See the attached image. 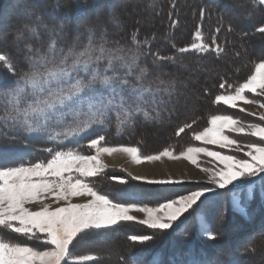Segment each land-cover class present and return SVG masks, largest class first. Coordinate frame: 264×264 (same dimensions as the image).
Masks as SVG:
<instances>
[{
	"label": "snow or ice",
	"instance_id": "snow-or-ice-1",
	"mask_svg": "<svg viewBox=\"0 0 264 264\" xmlns=\"http://www.w3.org/2000/svg\"><path fill=\"white\" fill-rule=\"evenodd\" d=\"M253 3L264 5V0H253ZM25 14L31 18L33 12L26 9ZM112 23L118 26L120 21L113 19ZM42 28L50 37L46 48H37L26 42V38L38 39ZM257 31L264 34V26ZM62 32V24L48 28L37 17L35 23L25 24L17 30L15 43L18 46L23 43L22 49L17 47V52L24 53L22 60H17L8 51H0V65L17 77L10 86L0 87L5 123L11 121L14 129L27 133L48 131L47 141L55 143L59 140L57 147L60 149H46L50 157L46 160L24 162L15 159L12 144L0 141V264H98L95 255H79L73 251L74 242L81 236L92 232L112 231L127 222L139 223L155 232L164 233L174 229L186 214L192 213H195L198 231L206 238L215 240L216 234L206 219L207 209L202 206L209 194L218 195V190L229 191L230 186L238 182L252 186L259 180L264 185V123L245 124L232 115H212L211 126L195 133V141L219 145L222 149L237 154L243 153L244 158L212 151L208 147H188L180 156L186 157L193 165L199 167V154L216 158L222 165L215 169H202L211 186L190 190L187 194L177 193L155 206L118 202L117 199L110 198V194H102L88 182L89 178L97 177L103 171L104 166L100 160L102 153L121 151L128 153L137 163L142 159L159 160L164 156L175 158L173 153L165 148L158 154L141 156L140 149L135 146L102 147L104 135H97L88 141L87 147L94 149L95 155H83L71 148L64 150L63 142H78L91 136L96 131L94 126L103 125L106 114L113 108H117L125 116L124 122L132 117L133 109L136 112L142 111L144 93L152 91L150 87L143 86L148 70L146 67L139 68V48L131 54L122 47L107 48L104 33L99 38L101 43L97 44L95 28L88 29V43L79 50L74 45H69L67 49L59 47ZM195 38L203 39L199 31ZM132 39L135 41L136 36ZM178 51L181 54L208 51V46L204 43H192L190 48ZM101 61H106L105 66L101 67ZM160 61H174V57H154L153 63ZM80 72L86 76L76 78ZM133 73H136L137 83L130 86L129 77ZM106 91L107 97L104 95ZM246 93L264 98V59L254 64V71L231 94L218 95L215 99L232 109L237 108L238 102L258 105L260 109H264V103L259 99H249ZM250 114L258 115L264 122V112ZM69 117L71 123H67ZM145 117L149 118L147 112ZM60 126H63L62 131H54V127ZM185 127H181L176 135L183 133ZM226 130L258 138L260 142L238 143L225 134ZM113 179L126 183L122 178ZM135 179L147 180L140 176ZM147 182L184 183L182 179L172 177ZM74 198L83 202L73 203ZM254 198L253 194L249 205ZM126 199L139 201L143 197L130 196ZM47 200H52L56 206L47 203ZM249 205L237 203L235 206L242 214L247 215ZM133 211L142 213L143 218L131 214ZM5 232L8 236L4 235ZM13 237L22 239L15 240ZM129 239L143 245L152 241L154 236L134 234ZM248 239L251 240L252 237ZM30 241L41 242L46 247L40 250L31 246ZM189 251L192 250L177 249L167 257L163 252H155L148 264H165V261L166 264H189V260L185 258ZM146 254V251L137 253L130 259L138 264ZM195 254L199 257V264H210L205 253Z\"/></svg>",
	"mask_w": 264,
	"mask_h": 264
},
{
	"label": "trees",
	"instance_id": "trees-1",
	"mask_svg": "<svg viewBox=\"0 0 264 264\" xmlns=\"http://www.w3.org/2000/svg\"><path fill=\"white\" fill-rule=\"evenodd\" d=\"M149 6L155 23L152 26L145 25L143 13H131L132 7ZM26 9L32 10L31 18L25 14ZM126 16L130 17V23L126 22ZM37 17L48 28L63 25L59 47L65 49L69 45H74L77 50L83 48L88 43L89 28H95L97 44L101 43L99 38L104 33L107 48L122 47L129 54L139 48V68L146 67L148 70L143 86L152 89L151 92L144 93L142 111L136 112L133 109L132 117L124 122L125 116L113 108L105 117L103 125L94 126L96 131L93 133L95 137L104 135L106 145L126 144L138 147L142 155L155 154L165 148H171L174 152L181 151L192 135L206 127L212 115L222 112L223 107L228 108L223 102H217L216 96L231 94L254 71V64L264 59V34L257 31L264 26V5L254 4L253 0H0V51H8L17 60H22L24 53L17 52V47L22 49L23 43L19 46L14 43L17 30L25 24L35 23ZM113 19L120 21L118 26L111 25ZM218 28L220 31H217ZM197 31L201 33L202 40L195 38ZM133 36H136L135 41ZM49 39L48 32L42 28L38 39L26 38V42L37 48H46ZM192 43H204L208 46V51L179 53V49L190 48ZM169 56H173L174 61L153 63L154 57ZM105 64L106 61L100 62L101 67ZM198 65V71L210 69L216 75L207 82L204 78L202 83L197 82L198 79L191 83L184 82V76L192 75L191 69ZM244 69L246 73H243ZM111 74L110 72L109 75ZM135 75L133 73L129 77L130 86L137 83ZM85 76V73L80 72L77 78ZM16 78L6 67L0 65V87L10 86ZM195 84H198L197 89L202 91L209 105L215 108V111H200L198 108L199 118L194 116L195 113L184 115L177 112L180 107L179 94ZM192 88L195 89L196 86ZM104 95L107 97L108 92ZM145 112L149 114V118L145 117ZM4 116L3 101H0V141L13 145L17 161L35 163L48 155L46 149L57 147L58 143L47 141V134L43 132L27 133L14 129L11 121L5 123ZM186 125L190 127H185ZM157 127L166 130L173 128V136L158 150L145 151V137L149 130ZM181 127H185V131L178 136L176 133ZM76 145L78 144L67 142L63 144V148ZM124 187L127 186L117 190L118 198L124 202L149 204L147 202L160 195L156 193L151 197L148 189L130 186L127 190ZM130 196L143 199L129 201L126 198ZM250 219L256 220L257 217L253 215ZM140 227L142 228L136 223L127 222L112 231L89 233L74 242L73 251L79 255H95L98 264L109 261L134 264L130 257L145 251L147 254L138 264H148L153 253L163 252L167 257L177 249L192 250L185 256L189 264H199L196 252L205 253L210 264H264V226L256 225L252 231L246 232L243 237L252 239H248L247 244L239 246V249L235 248L237 241L233 243L232 240L235 236L233 230L225 236H216L215 240L208 241L196 235L181 238V234L188 231L174 230L170 235L153 234L152 241L141 245L129 239L131 235L144 234L140 232ZM4 235L8 236L6 232ZM83 240L92 245H83ZM120 241L121 247L118 248L115 243ZM29 243L35 246L41 242ZM110 252L115 254L113 258L106 256Z\"/></svg>",
	"mask_w": 264,
	"mask_h": 264
},
{
	"label": "rangeland",
	"instance_id": "rangeland-1",
	"mask_svg": "<svg viewBox=\"0 0 264 264\" xmlns=\"http://www.w3.org/2000/svg\"><path fill=\"white\" fill-rule=\"evenodd\" d=\"M151 9H152L151 6L145 7V8L144 7H136V8L132 7L131 13H143L144 15H142V18L144 20L143 22L145 23V25L152 26V24L154 25L155 23L153 22V19H152L153 15L151 14V12L153 13V11ZM125 20L126 22L130 23L131 19L129 16H126ZM111 25L113 26V23H111ZM114 33L117 34V31L114 30ZM14 43H15V40H14ZM5 45L6 44H4V46ZM243 52L245 53V51ZM199 67L200 66L198 65L197 68L194 67L193 69H191L192 75L184 76L183 81L187 83H191L194 80L196 81L198 79L197 82L200 81V83H202L203 78L207 82V81H210L211 77H214V75H216L215 71L210 70V69L198 71ZM234 70H236V68H234ZM242 71L243 73H246L245 69ZM206 75H208L209 78H207ZM193 86L194 87L196 86V88L193 89L192 88ZM193 86L189 88L187 91H183L179 94L180 95V103H179L180 107L177 112L182 113L184 115H191L195 113L194 116L199 118L200 115H198L197 113L198 108H200V111L202 110L215 111V108H212L211 105H209V102L203 97L204 95H202V91L197 89L198 84H195ZM247 94L248 93H246V95ZM227 107L228 108L223 107V109L221 110L222 112L215 114V115H232L234 118L243 121L245 124L264 123L259 119L258 115L253 116L250 114L253 112H256V113L264 112V109H260L258 106L255 107L249 104H244L243 102H238V106L236 109H232L230 108V106H227ZM237 110L239 113H236L234 115L233 112H236ZM108 113L106 114V117L109 115ZM210 118L208 119L206 123L207 124L206 127L211 126ZM189 120H192V119H189ZM67 123H71V117H69ZM203 129H201L200 131H202ZM62 130H63V126L54 127V131L59 132ZM164 130H165L164 128L162 129L160 127L149 130V134H147V136L145 137V140H146V145L144 147L145 151H155L166 144V140H168L169 138L173 136L174 129L171 128L169 130H165V131ZM160 131L164 133H160ZM42 132L44 134H47V136L49 134L48 131H42ZM225 134L229 135L230 138L237 140L238 143H241V144L260 142L258 138L231 133L230 131H227V130ZM94 138L96 137L94 136V133H93L91 136L85 139L78 140V142L73 141L74 144H78V145L72 146V147H66L63 149L67 150L71 148V149L78 150L83 155H95L96 154L95 150L94 149L90 150L87 147L89 139H94ZM67 142L69 141L65 140L63 144H66ZM105 142L106 140L102 143L101 145L102 147H117L120 145L132 146V145H126V144L111 146V145H106ZM56 143L59 144V140ZM81 143H83V145H80ZM188 147H208L212 151H220L226 155H239L241 158H244L243 153L237 154L234 151L222 149L219 145L212 146V145H207L204 142L195 141L194 135H192L190 139L187 140L186 145L182 147L181 151L174 152L173 149L171 148L168 149L169 151L173 153L175 158L164 156V157H161L159 160H151V161L143 160V159L141 160V161L151 162L154 165V167H157L155 165H157V163L160 162V164L163 166L164 169H168L170 163L178 164L180 169H185L184 171H186L185 177L182 179L184 183L182 184H152V183H148L147 182L148 180L135 179L136 176L132 173V170L128 165L130 163L131 164L133 163L134 165L138 163L134 161L128 153H124L121 151H116V152H113L112 154L102 153L100 156V160H101L102 165L104 166L103 171L97 177L89 178L88 182L93 184L96 187V189L100 191L102 194H110V198H115L118 200V202H124V201H121L117 196V190L120 188H123V186H127V187H124L125 189H127L128 187L130 188V186H137L143 189H148L150 190L149 192H150L151 197L154 196L156 193H160V195L157 198H153L149 202L146 201L147 203H149L147 204L149 206H155L157 203L163 202L165 198H172L177 193L187 194V192L190 190H197L200 187L211 186L207 181V174L202 169L204 168L215 169L222 165H220L219 161L216 158L206 156L205 154L198 155L199 167H197V165H193L191 161L188 160L186 157L180 156V153L186 152ZM158 153H155V154H158ZM140 155L146 156V155H142L141 153ZM124 156H127V157L124 159ZM110 157L114 162L110 160ZM48 158L50 157L46 155L41 160H46ZM190 167L192 170L202 171L203 173L202 176L204 178L193 176L189 172ZM114 177L122 178L123 180L126 181V183H123V184L119 183L118 180L113 179ZM171 177L173 178V176ZM253 194L255 195V198L251 199V202L249 205V200L253 196ZM46 202L49 204H52V206H56L52 200H47ZM72 202L81 203L83 202V200L74 198ZM237 203H239L240 205H249V207L247 208V213H248L247 215H244L239 211V209L235 206ZM202 207L207 209L206 219H207V222L211 225V228L215 232V234H219L216 236L218 237L225 236L227 233H230L233 230L232 233H234L235 236L232 237V240H233V243L234 241H237V243L235 244V248L239 249V246L243 245L244 243L247 244L248 242V238L243 237L246 232L252 231V228H254L256 225L257 226L260 225V227L264 226V223H263L264 222V185H261L259 180H257L255 184L252 186H248L245 183L238 182L235 185L230 186L229 191L218 190V195L209 194L208 199L205 201V204ZM131 214L137 215L139 218H143L142 213L133 211ZM194 215L195 213H192L191 215L186 214L185 218H182V221L176 227H174V229L168 230L167 232H164V233L170 235L171 232L174 230H181V231L185 230V231H188V233L183 232L184 235L181 234L182 236L181 238H185V237L190 238L196 235L206 241L210 240L206 238L205 236H203L198 231V222L196 219H194ZM253 215H256L257 217L256 220L250 219ZM136 224L142 226V228L140 227V232L142 231L144 234L153 235L156 233H160V232H155L147 228V226L141 225L139 223H136ZM176 236H179V235L176 234ZM86 244L92 245L91 243H89V241L83 240V245H86ZM30 245L32 246L33 244H30ZM41 245H42L41 243H38L34 247H37L38 249L43 250L46 246L43 247ZM125 245H127L126 242H125ZM115 246L120 248L121 241L118 243H115ZM106 256L113 258L115 254L110 252V254H106ZM257 258H260V256H257ZM104 264H117V262L115 263V261L113 262L109 261V262H104Z\"/></svg>",
	"mask_w": 264,
	"mask_h": 264
},
{
	"label": "bare ground",
	"instance_id": "bare-ground-1",
	"mask_svg": "<svg viewBox=\"0 0 264 264\" xmlns=\"http://www.w3.org/2000/svg\"><path fill=\"white\" fill-rule=\"evenodd\" d=\"M126 157L127 156H124V159ZM110 160H112L111 157H110ZM128 166L131 168L132 173L136 177L137 176L146 177L147 180L167 179L168 177H171V176H173L174 179L180 180L185 177V173H186V171H184L185 169H180L178 164H171V163L169 164L168 169H164L163 166L160 164V162H158L157 165H155L157 167H154V165L151 162H147V161H141L136 165H134L133 163L132 164L130 163ZM189 172L195 177H203L202 171L192 170L191 167L189 169Z\"/></svg>",
	"mask_w": 264,
	"mask_h": 264
},
{
	"label": "crops",
	"instance_id": "crops-1",
	"mask_svg": "<svg viewBox=\"0 0 264 264\" xmlns=\"http://www.w3.org/2000/svg\"><path fill=\"white\" fill-rule=\"evenodd\" d=\"M248 96H249V99H259V101L261 102V103H264V98H259V97H256L255 96V94H251V93H248L247 94ZM250 105V104H249ZM252 106H258V105H252ZM234 113V115L236 114V113H239L238 112V110L236 111V112H233Z\"/></svg>",
	"mask_w": 264,
	"mask_h": 264
}]
</instances>
